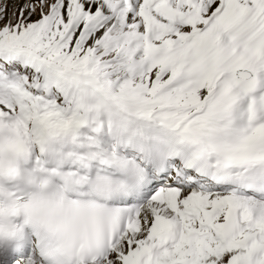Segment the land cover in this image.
Returning <instances> with one entry per match:
<instances>
[{
  "label": "rangeland",
  "instance_id": "rangeland-1",
  "mask_svg": "<svg viewBox=\"0 0 264 264\" xmlns=\"http://www.w3.org/2000/svg\"><path fill=\"white\" fill-rule=\"evenodd\" d=\"M100 1L101 0H0V39L2 38L3 40L11 41V44L17 48H26L36 53H41L40 55L44 56L46 59L49 58V61H55L68 53L76 34L79 33L80 28L83 27V34L81 33L79 37V50L73 59L72 65L76 66L80 63L88 62V71H92L96 76H101L104 84L107 83L105 85L111 86L114 95L118 98L134 99L132 105L137 106L140 104V99H147L150 96L153 97L155 95L153 93L158 92L163 79L158 81L155 80L157 76L156 74H158L160 69L157 72H155V70L152 71L151 74H144L140 69L128 65L129 63L126 62L128 56L135 55V57L132 58L135 61L145 56L154 58L150 53H145V49L160 45L164 49L170 40L189 32L191 28L188 27L186 30L181 28L179 31H175L176 34L173 32L164 35L158 27H161V25L156 24L158 22V16H156L157 12L152 10L153 12L151 13H153V15H151L148 9L142 6L144 0H133L131 9H129L130 7L128 6H120L116 14L111 17L112 19L108 17L101 21L100 16H96L98 10L95 9ZM148 1L145 2V7L147 5L146 3H149ZM112 2L113 0L104 1L107 7L110 6ZM130 2L132 3V0H130ZM87 5H89V9L86 12L85 8ZM145 11H148L147 13H149L150 16L149 14H145ZM152 16L155 17L156 22ZM148 21L149 23L151 22L152 25L151 23L147 25ZM68 25H72L73 27L72 31L69 33L67 31ZM150 25L152 26L151 28ZM148 28L150 29L148 30ZM149 32L153 33V39H147ZM133 37H143V43L138 44L139 47H136L134 51L127 52L122 58L120 51L124 49L125 45L129 44ZM52 45L54 46L51 51L46 52V50ZM140 47H143L144 53L139 52ZM221 47H223V45H221ZM163 49L161 48V50ZM4 53V49L0 47V55ZM181 55H179L176 60L181 59ZM170 56H172V54ZM174 56L175 55L170 57L171 63L174 62ZM12 59L17 63H21L17 67L21 73L25 74V77L28 80L26 83H28L30 90H32V86L29 84V81L36 83L34 80L36 75L41 76L40 78H43V81L45 82L46 73H52L51 71L44 69L41 65L30 60L15 57ZM132 59L130 60L132 61ZM158 61L159 60H157L155 64L158 63ZM192 61L195 64L200 62L198 56H195ZM192 61L188 62L191 66ZM163 62L164 60L162 59L161 65ZM167 63L164 64L166 67ZM13 65H16V63ZM180 68L181 65L172 68L171 73L176 74V71ZM167 69L169 70L170 68ZM134 71L136 72V75H134ZM21 73L17 79L24 81V75L21 76ZM53 75L57 77L55 74ZM127 77L130 80H128ZM58 79H55L54 83H51L53 81L52 79L49 80V83H51L48 88V91L50 92L49 94H45L41 91L39 93L37 90L34 91L35 94L53 95L58 99V102L62 104L71 99L69 103L72 104L75 102L78 111L81 115L86 117L87 113L83 109L84 95L78 88V85L73 83V81L68 82L69 80L66 77L62 78V83H60ZM153 80H155V82H153ZM39 82L40 81H37V83ZM142 92L147 93L148 95H143ZM149 92H151V95ZM201 92L202 91L196 96L191 97L193 102L197 100L199 101ZM74 95L76 96L73 100L72 96ZM89 97L94 103H99L100 97H98L97 100L96 96L93 94H89ZM161 97L160 102L165 100L164 98H166V95L163 94ZM14 98L18 99V95H15ZM175 98L176 97H173L172 99ZM121 100L123 101V99ZM210 102L211 101H209V103ZM108 109L109 106L104 101H100V107L98 110L105 122L107 121ZM211 112L212 116L215 117H224V115L228 113V111H221L220 109L214 108L211 109ZM117 118L118 117L113 121ZM214 122L217 123L213 120V123ZM136 145L139 146L141 143L136 141ZM122 149L132 151L128 147ZM148 217L149 214L144 213L141 217L142 221H145ZM227 257L222 260V263L227 261Z\"/></svg>",
  "mask_w": 264,
  "mask_h": 264
},
{
  "label": "bare ground",
  "instance_id": "bare-ground-1",
  "mask_svg": "<svg viewBox=\"0 0 264 264\" xmlns=\"http://www.w3.org/2000/svg\"><path fill=\"white\" fill-rule=\"evenodd\" d=\"M76 1H78V0H76ZM104 1L105 0H101L99 2V4L96 5V7L94 6L95 9L98 10V14L96 16L97 17L100 16V20L101 21L104 20V19H107L108 17H110V18L113 17L116 14V12L118 11V8L120 6H123L122 0H113L111 5L108 6V7H107V5H105ZM123 1H125V0H123ZM146 1H148V0H146ZM172 1H174V4H170V2H172ZM183 1H184V3H183ZM199 1L200 0H149L148 1L149 3H146L147 5L144 8L148 9V11L150 13L153 12L154 10H155V12L158 11V8H159L160 11L163 12V14L166 17H168V13L169 14H173L175 17H174V19L172 21L177 23V24L178 23H182L181 25L185 27V26L188 25L187 21H188L189 16L191 15V13L193 11L194 4L197 3V8H196L197 10H201L203 8L205 2L203 1L198 6V2ZM87 2H89V1H87ZM253 2L258 3V5H260V8L264 7V1L254 0ZM84 3H85V1H84ZM228 4H233V2H230ZM90 5H91V3H90ZM142 6H144V3H143ZM179 6L183 7V9L182 8L179 9L178 8ZM232 6H234V5H232ZM88 7H89V5H87L86 8H85L86 12L89 9ZM242 9H243L244 13L242 15H240L238 17V20H237L240 24H243V22H244L243 15L245 13L248 14V13L251 12V6L248 5V4H243ZM148 11H145L146 12L145 14L148 15L149 14V13H147ZM143 14H144V12H143ZM151 15H153V13H151ZM149 16H150V14H149ZM152 17H154V16H152ZM152 17H150V18H152ZM222 17H223V15L220 16L219 13H218L214 17H211L210 14H209L208 16H205L203 18L202 17L194 18L193 19V23H191L189 25V27H191L192 29L189 30L187 38L190 40L191 37H195V36H198V35L202 34L204 31H206L210 27L211 28H215L216 30H218L217 28L220 25V19ZM182 18H185V20L183 21ZM215 18H218V20L213 21V19H215ZM153 19L156 22L155 17ZM150 23L148 21L147 25H149ZM168 23H169V27H167L164 30V33L166 35L170 34L174 30V27L172 26L170 20H168ZM260 23H262V22H260ZM70 24H72V23H70ZM151 25H152V23H151ZM151 25H150V28L152 27ZM158 27L160 28V26H158ZM176 27L177 26H175V28ZM67 28H68L67 31L69 33V32L72 31L73 27H72V25L71 26L68 25ZM150 28H148V30ZM253 28H254V26H251V29H253ZM83 29L84 28L81 27L80 30H79V33L76 34V36L74 38V41H73V43L71 45V49L68 50V53L66 55L61 56L60 58L56 59L55 61H49L48 59H46L44 56H42L40 54L39 55H29V53L27 51H24V50H18V55L25 56V57H28V58L33 57L34 59H37L38 61L40 60V62H42L44 65L46 64V66L51 71H53L55 73H58V74H62L64 76H69L70 78H73L76 81H79L81 84H83L86 87L94 88L103 97H105L107 100H109V102H112V100H114V99H116L118 97L113 94L111 86L105 85L99 78L94 77L92 75V73L90 71H88V69H87L88 62L82 63L81 65L77 66L74 69H70L71 67H69L72 64L73 59L75 58V56H76V54H77V52L79 50V46H78L79 41H80L79 37H80L81 33L83 34ZM220 31L221 30L219 29L218 32H219V37L220 38H219L218 41L214 40L213 38L207 37L206 39H204L202 41L201 46H200L201 47L200 52H202V53H200L201 55L205 54V50L208 47H210V46L211 47L215 46L216 48H218V51L212 57V61H213L212 65H213V67H215L218 64L220 66V68L217 69V75L214 78V80L211 82V84L208 87V89L205 92L202 91V93H201L202 97L199 100H201V99H203V100L199 104H197V105L188 104L186 106L177 105V104H168V105H163V106H159V107L154 106L149 111H142V112L134 111L135 112V116L138 117V118H139L140 114H144L145 116L146 115L148 116L150 122H143L141 120H137L136 121L135 120L136 117L133 115V112L132 111H128V109H130V108L128 106L125 107L124 105H126V103L120 99V103H121L120 106L122 108L119 110V112L124 114L125 116H123V117L119 116L117 119H125V118L128 117L130 120H133L134 124H135V132H136V134L138 136H142L144 134V135L148 136L149 140H154L155 138L158 137L157 136L158 134H166V135L169 136L171 133L178 132L179 129H186L187 127L191 128V129H193V128L195 129L196 126L192 125V117H191V115L198 114L200 112L201 108H203V107H205L206 105L209 104V101L211 100V97H212L214 91L221 84L220 80L226 76V69L224 68V65L222 63V60H223L226 52H224L223 51V47H221L222 43H224V41H225V38L221 37ZM174 33H175V31H174ZM147 37H148V35H147ZM96 38H98V37H96ZM180 42H181V39H178L174 43L169 44V47H168L169 50L174 51L172 53V56L175 55L174 56L175 59H177L179 57V55L182 54V52H179L178 50H180V49H182L183 47L186 46V44L180 45L181 44ZM11 43H12L11 41L3 40L2 38L0 39V46H2V47H8L9 49L10 48H15V46H13ZM243 44H244V41H242V40L240 41V39H238V38H236L235 41L232 43V45L237 47V48H241L243 46ZM53 46L54 45L50 46L46 50V52L51 51ZM256 46H257V44H256ZM15 49H17V48H15ZM11 50L12 49H10L9 53L15 54ZM154 51L156 53H160V54L163 52V50H161V48L154 49ZM169 57L163 59L164 62L162 64V68L159 70L158 76L161 75V74H165L168 71L167 67L164 64H166L168 62ZM198 58L200 60V62H198V64H199V63H201L203 61V57L202 56H198ZM263 60H264V51L263 50H261L260 52H257L256 54H253L251 57H249V61L258 62V61H263ZM243 63L246 64L247 60L243 61ZM247 67H249L255 73L259 85L264 87V76H263V73L261 71L262 67H263V64L252 63L251 65H247ZM185 74H186V72L184 71L178 77V79H176L174 82L172 81L170 87L177 86L179 83L184 81ZM242 86L245 87V88H249L250 87L247 84L242 85ZM174 97H176V96H174ZM175 100L178 101V102L180 101V99L177 98V97L175 98ZM262 101H263V104H264V96H263ZM213 108L214 109H220L221 111H228V113H226L224 116H227V115L231 114V116L229 118V121L231 122L230 124L233 126V120L232 119H233V116H234L235 112L237 113V111H238V107L237 106L236 107H235V105L229 106V104H225L224 102H216L215 105L213 106ZM241 108H243L242 105L239 106V109H241ZM168 111L173 112V114L171 115V112L169 114H166V112H168ZM256 112L260 113L259 118L264 116V109L263 108H258L256 110ZM0 113H2L1 109H0ZM210 113H212V112L210 111ZM3 115H5V117H6V118H2L4 122H6L7 124H10V125H12V126H14L16 128L18 126L20 127V124H17V122L19 123V121L16 122L14 120H10L11 119V114L10 113H8V112L7 113H3ZM93 118L96 119L97 116H95ZM212 118H214L216 120V122L218 123V120L223 118V117L212 116ZM2 119L0 117V123L2 122ZM217 123L214 122L213 124L215 126H217L218 125ZM235 124L237 126H239V124H241V123L239 121V123H235ZM67 126H71V125L68 124ZM146 130H151L152 134H147ZM193 132L194 131H192V133ZM176 138H171L170 137V140L174 143L175 146L178 147ZM166 139H168L167 136H166ZM208 139L210 140V142L212 143V145L214 146V148L218 152L226 154L229 157H235V156L236 157H245V156L254 157V156H260L262 154V152H264V139H259L256 142L257 146H255L254 144L243 145V144H241V142L243 141L242 136L239 134V131L235 127L231 131L226 132V133L214 132V133L210 134V138H208ZM151 149L152 148L150 147V145L147 144L145 150L146 151L148 150V152H151ZM228 149L230 150V152H228ZM154 154L156 156L155 164H160L161 162L166 163L164 157H162L159 153L154 152ZM58 166H59L58 167L59 171H63V172H66V173L70 174V172L68 170V167H67V164L64 161V159L59 161ZM166 186L171 187V186H174V184L167 183ZM179 190L180 189H178V190L174 189L170 193V196H171V208L164 212V214L166 213L168 217H172L176 223L177 222L179 223V221L177 219V215L172 212V209L174 207H176L179 203L183 202V201L179 200V198L181 196V193H180ZM175 197H177L178 201L174 200ZM153 199L156 201L157 206L160 205V204H158V200L156 198H153ZM67 209L73 210L75 208H67ZM145 210L148 211V212H151L152 214L155 213L154 207H152L150 204L145 207ZM183 212H185V210H183ZM225 220H226V218H225ZM227 228H228V226H227ZM130 234L132 236H136V235L139 234V231L130 230L129 235ZM116 251H118V248H116ZM24 263L25 264H29L28 263V259H26V262H24Z\"/></svg>",
  "mask_w": 264,
  "mask_h": 264
}]
</instances>
